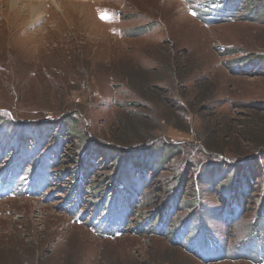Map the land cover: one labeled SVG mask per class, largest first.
<instances>
[{
  "label": "rangeland",
  "instance_id": "obj_1",
  "mask_svg": "<svg viewBox=\"0 0 264 264\" xmlns=\"http://www.w3.org/2000/svg\"><path fill=\"white\" fill-rule=\"evenodd\" d=\"M262 1H0L1 112L27 124L62 119L70 112L78 118L77 133L106 141L121 117H156L166 110L165 101L180 107L185 122L160 123L156 147L164 143L183 150V156L166 164L161 180L171 182L172 171L178 166L181 173L189 161L203 166L206 147L200 144L209 140L230 145L226 154L233 162L253 157L234 136L252 114L264 124ZM173 57L183 66L182 78L171 71ZM133 77L158 86L163 103L142 97L132 87ZM76 146H70L68 157ZM237 150H245V158ZM258 175L238 221L222 218L225 199L209 194L203 198L205 232L200 217L188 220L189 213L180 210L173 230L162 228L161 238L136 234L153 207L133 210L134 221L125 225L119 199L107 225L92 229L65 213L66 186L57 182L44 196L25 197L2 194L0 183V264H141L152 258L166 259V264H264V212H257L264 201V173ZM202 184L192 181L189 187L206 188ZM170 186L175 190L177 183ZM154 189L144 194L158 195ZM189 191L186 202L193 194ZM170 231H176L177 248L169 244ZM240 253L248 257L238 258Z\"/></svg>",
  "mask_w": 264,
  "mask_h": 264
},
{
  "label": "trees",
  "instance_id": "obj_2",
  "mask_svg": "<svg viewBox=\"0 0 264 264\" xmlns=\"http://www.w3.org/2000/svg\"><path fill=\"white\" fill-rule=\"evenodd\" d=\"M262 2L264 4V0ZM173 58L171 71L182 78L183 66L177 58ZM139 81L140 78H132L133 89H137L151 104L163 103V95L158 86L150 87L151 83ZM135 107L141 105L137 104ZM164 109V113L156 117L151 114L121 117L119 124L110 129L106 141L90 138L88 132L77 133L78 118L70 112L62 119H44L27 124L18 121L15 116H7L0 109V163L5 161V165L0 168L2 188L17 196L40 197L58 182L66 186L62 190L65 194V213L76 219L79 226L84 225L92 229L107 225L110 212L120 199L124 204L125 225L134 221L133 210H138L140 206L153 207L147 213L150 215L138 224L137 235L156 234L160 238L163 237L162 231L165 227L173 230L180 210L189 213L188 220L195 216L200 217L202 232H205L207 227L205 216L202 214L208 213V210L203 206V198L209 194H218L221 200L225 199L226 212L222 218L225 217L228 223L238 221L246 211L245 204L252 198V186L257 184L260 178L258 173H264L260 169L264 164L263 119L259 120L258 114L254 112L255 114L249 116L248 122L241 125L243 129L234 137L255 156L236 159L235 162L227 158V151L232 149L230 145L222 141H204L206 136L209 138L210 133L215 131L209 130L205 137H202L204 140L201 139L205 143L200 144L201 147H206L202 149L206 157L205 164L201 166L198 162L189 161L181 173H178L177 166L171 173V182L177 183L176 189L173 190L169 180H161V174L167 169L166 164L183 156V150L180 151L175 145L166 146L161 143L156 147L155 144L160 141L158 133L162 129L161 121L170 124L171 120H178L183 124L185 118L177 105L166 104L164 101ZM176 127L187 131L185 126ZM73 144H77L76 152L68 157L70 146ZM245 150H237L236 154L245 158ZM128 170L131 172L127 173ZM57 171L60 174L55 178ZM100 172L104 173L102 177ZM106 172H110V176H105ZM67 180L71 182L68 183ZM192 181L199 187L203 183L206 188L198 190L195 186L189 187ZM39 182L42 183L37 188ZM153 187L158 195L148 197L144 194V190ZM189 189L193 194H190L191 200L186 202ZM239 198L242 205L238 202ZM261 202L257 207L259 214L264 212V201ZM192 222L198 224L199 221ZM175 232L170 231V240L173 239L169 244L177 248L174 243ZM249 249L252 251L254 247ZM238 255V258L248 257L246 254ZM166 262L163 258H152L141 264ZM167 264L176 263L173 261Z\"/></svg>",
  "mask_w": 264,
  "mask_h": 264
},
{
  "label": "bare ground",
  "instance_id": "obj_3",
  "mask_svg": "<svg viewBox=\"0 0 264 264\" xmlns=\"http://www.w3.org/2000/svg\"><path fill=\"white\" fill-rule=\"evenodd\" d=\"M0 1L4 2V4L9 5V3L13 4V3L19 2L20 0H0Z\"/></svg>",
  "mask_w": 264,
  "mask_h": 264
}]
</instances>
